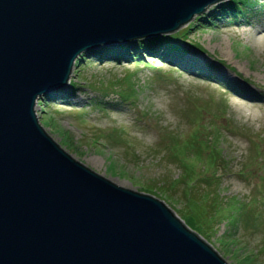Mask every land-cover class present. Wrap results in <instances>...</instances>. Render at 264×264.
<instances>
[{
  "label": "rangeland",
  "instance_id": "1",
  "mask_svg": "<svg viewBox=\"0 0 264 264\" xmlns=\"http://www.w3.org/2000/svg\"><path fill=\"white\" fill-rule=\"evenodd\" d=\"M246 6L207 27L194 18L193 28L180 27L185 44L200 46H190L195 54L184 64L145 54L134 62L84 60L73 66L75 87L62 89L66 100L37 99L35 112L73 158L117 185L154 195L183 222L193 223L187 186L173 181L185 174L182 163L196 164L200 178L217 170L210 189L227 217L204 234L191 229L229 264H264V0ZM215 151L216 169L208 168ZM204 186H195L198 195Z\"/></svg>",
  "mask_w": 264,
  "mask_h": 264
},
{
  "label": "water",
  "instance_id": "2",
  "mask_svg": "<svg viewBox=\"0 0 264 264\" xmlns=\"http://www.w3.org/2000/svg\"><path fill=\"white\" fill-rule=\"evenodd\" d=\"M223 0H0V264H229L154 195L41 126L37 99L85 50L178 31Z\"/></svg>",
  "mask_w": 264,
  "mask_h": 264
},
{
  "label": "trees",
  "instance_id": "3",
  "mask_svg": "<svg viewBox=\"0 0 264 264\" xmlns=\"http://www.w3.org/2000/svg\"><path fill=\"white\" fill-rule=\"evenodd\" d=\"M243 5V6H242ZM247 0H228L219 3L212 8L205 10L203 14H200L195 18L197 25L202 27H207L210 24H213L216 19H220L221 15L225 12L227 15H235L240 12H246L247 9ZM251 7V5L249 6ZM225 16V15H224ZM193 28L192 23L188 25L186 29ZM187 30L178 31L175 34H165L154 38L143 39L139 38L137 40H133V42H126L125 44L119 43L109 46L100 47L99 49H89L83 51L76 59L75 66L82 64L85 60L90 59L91 57L102 58L105 57L110 60H125V61H142L144 58L142 55H151L153 57H157L158 59L163 60L164 62H175L184 64L190 59V55L194 57L195 52H191V45H187L184 43L183 38L186 36ZM192 46L194 48H197ZM189 56V57H188ZM103 59V58H102ZM192 70V69H190ZM75 84V83H74ZM74 84H70L69 87L74 88ZM76 85V84H75ZM227 85V84H226ZM60 93V94H58ZM58 95V99L67 98L70 93L55 90L46 95L40 97V100L44 103L50 101L54 97ZM96 142V140L94 141ZM193 146H189L192 148ZM187 150V149H186ZM201 150V149H200ZM195 150V154L197 160L201 161L202 151ZM218 152L211 153L207 158L208 168L214 167L218 164ZM181 152L178 150V154ZM180 160H184L183 157H180ZM184 166L185 174L182 179H174L173 181L176 183L181 182L186 184V188H183V195L185 199L186 205V214H190L189 218L193 220L192 224L189 222H185L184 217L182 219L186 223V225L190 228H195V230L200 231L201 233H206L207 228L213 227L212 224L216 223V220L222 219V217H227V213L224 212V206H221L217 200L216 189H210L213 183H215L217 170L214 174L207 176L203 175L201 178L196 176L194 173L196 164L186 163L184 161L182 163ZM205 185L201 194L198 195L199 190L195 186ZM188 188V190H187ZM200 213L204 216H201ZM246 263V262H245Z\"/></svg>",
  "mask_w": 264,
  "mask_h": 264
},
{
  "label": "bare ground",
  "instance_id": "4",
  "mask_svg": "<svg viewBox=\"0 0 264 264\" xmlns=\"http://www.w3.org/2000/svg\"><path fill=\"white\" fill-rule=\"evenodd\" d=\"M100 47H98L97 49H99ZM90 49H94V48H90ZM89 50V49H88ZM103 58V57H102ZM64 87H62L61 89H58V90H61V91H64L65 92V90H62Z\"/></svg>",
  "mask_w": 264,
  "mask_h": 264
}]
</instances>
